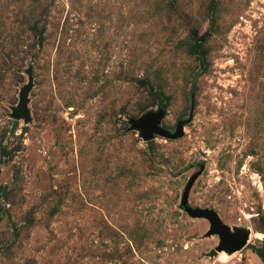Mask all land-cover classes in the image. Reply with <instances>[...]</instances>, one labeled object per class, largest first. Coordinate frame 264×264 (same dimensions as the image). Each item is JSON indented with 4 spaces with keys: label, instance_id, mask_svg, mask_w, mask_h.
Segmentation results:
<instances>
[{
    "label": "rangeland",
    "instance_id": "rangeland-1",
    "mask_svg": "<svg viewBox=\"0 0 264 264\" xmlns=\"http://www.w3.org/2000/svg\"><path fill=\"white\" fill-rule=\"evenodd\" d=\"M0 264H264V0H0Z\"/></svg>",
    "mask_w": 264,
    "mask_h": 264
},
{
    "label": "water",
    "instance_id": "water-1",
    "mask_svg": "<svg viewBox=\"0 0 264 264\" xmlns=\"http://www.w3.org/2000/svg\"><path fill=\"white\" fill-rule=\"evenodd\" d=\"M33 87L32 81H30L29 85L24 88L20 95V101L17 107L13 110V118L16 120L24 119L25 121L31 120V114L28 107L29 104V93ZM161 98V97H160ZM160 108L156 112H151L143 115L142 117L132 120L131 125L133 130L141 131V137L146 141H152L155 138V135L162 136L167 139L176 140L183 136L184 131L183 127L186 121H180L175 133H171L169 130L164 129L161 124L165 117V109L167 106V101L164 99H160ZM195 109V101L193 98L192 101V109H191V117L193 111ZM195 180V178L193 179ZM191 184H189L186 188V191L183 196V207L188 212V214L193 218H205L211 222V230L210 233L218 234L221 238V242L217 251H227L229 253H233L236 251L242 250L249 238L248 231H241L239 229H235V233L232 232L231 228L225 225L219 215L212 210L207 209H193L189 206L188 203V195Z\"/></svg>",
    "mask_w": 264,
    "mask_h": 264
},
{
    "label": "bare ground",
    "instance_id": "bare-ground-1",
    "mask_svg": "<svg viewBox=\"0 0 264 264\" xmlns=\"http://www.w3.org/2000/svg\"><path fill=\"white\" fill-rule=\"evenodd\" d=\"M250 237V236H249ZM224 259L226 260L227 258H226V256L224 257Z\"/></svg>",
    "mask_w": 264,
    "mask_h": 264
}]
</instances>
